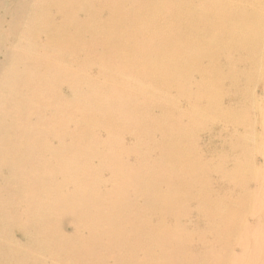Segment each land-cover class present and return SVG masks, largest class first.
<instances>
[{"label":"rangeland","instance_id":"rangeland-1","mask_svg":"<svg viewBox=\"0 0 264 264\" xmlns=\"http://www.w3.org/2000/svg\"><path fill=\"white\" fill-rule=\"evenodd\" d=\"M25 1L0 0V100L13 93L17 112L23 113L10 128L21 131L25 124V130L36 131L31 139L40 142L30 140L27 149L30 142L37 147L26 150L37 153L22 158L36 166L26 181L33 186L23 191L29 205L18 196L0 200L8 219L0 221V264H264V0ZM130 7L143 10L135 15ZM202 13L211 15L210 21H201ZM119 18L129 23L121 26ZM126 29H131L127 37ZM86 33L102 38L94 45ZM150 39L159 48L151 47ZM55 79L62 80L58 86ZM112 103L116 111L124 109L123 116ZM164 113L170 114L166 121ZM4 121L0 118L3 130L14 125ZM37 130L46 132L44 139ZM36 171L44 177L37 179ZM55 197L64 198V205ZM35 210L36 218L26 224ZM20 224L27 234L38 232L37 240L21 238ZM62 232L68 235H61L65 246Z\"/></svg>","mask_w":264,"mask_h":264},{"label":"bare ground","instance_id":"bare-ground-1","mask_svg":"<svg viewBox=\"0 0 264 264\" xmlns=\"http://www.w3.org/2000/svg\"><path fill=\"white\" fill-rule=\"evenodd\" d=\"M32 1H33V0H32ZM36 1H37V0H36ZM71 1H72V0H71ZM73 1H75V3H76V1H79V0H73ZM104 1H105V0H104ZM104 1H103V2H104ZM113 1H114V0H113ZM115 1H116V0H115ZM126 1H127V0H126ZM6 2H7V1H6ZM24 2H26V1L23 0V3H24ZM80 2H82V0H81ZM83 2H85V0H84ZM86 2H87V0H86ZM108 2H110V1H108ZM120 2H122V1L120 0ZM120 2H119V3H120ZM127 2H128V1H127ZM157 2H158V1H157ZM167 2H168V0L166 1V3H167ZM13 3H14V2H13ZM110 3H111V2H110ZM114 3H115V2H114ZM116 3H117V2H116ZM33 4H34V3H33ZM36 4H37V3H36ZM43 4H44V3H43ZM64 4H65V3H64ZM76 4H77V3H76ZM102 4H103V3H102ZM27 5H28V4L26 3V7H27ZM30 5H31V4H30ZM30 5H29V6H30ZM208 5H209V4H208ZM68 6L70 7V8H69V11H70L71 6H70V5H68ZM74 6H75V5H74ZM109 6H110V5H109ZM112 6H114V5H113V2H112V5H111V8H112L111 10H113V7H112ZM165 6H166V4H165ZM209 6H210V5H209ZM17 7H18V5H17ZM32 7H34V6H32ZM75 7H76V6H75ZM122 7H123V6H122ZM15 8H16V7H15ZM21 8H24V9H25V6H24V7L22 6ZM29 8H30V7H29ZM86 8H87V7H86ZM130 8H131V10H136V11H135V15H138L139 11L142 12V10H143L142 8H139V7H138V8L130 7ZM16 9H17V8H16ZM27 9H28V7L26 8V10H27ZM34 9H35V8H34ZM54 9H55V8H54ZM54 9H53V10H54ZM56 9H57V8H56ZM77 9H78V8H77ZM166 9H167V8H166ZM22 10H23V9H22ZM28 10H29V9H28ZM37 10H38V9H37ZM57 10H58V9H57ZM57 10H56V11H57ZM101 10H102V8H101ZM103 10H105V9L103 8ZM111 10H109V11L106 10V11L109 12V13H111V12H112ZM122 10H123V9H121V12H122ZM167 10H168V9H167ZM210 10H212V9H209V11H210ZM19 11H21V9H20ZM24 11H25V10H24ZM59 11H60V10H59ZM71 11H72V10H71ZM87 11H88V9H87ZM145 11H146V10H145ZM169 11H170V10H169ZM175 11H176V10H175ZM216 11H217V10H216ZM21 12H22V11H21ZM27 12H28V11H27ZM29 12H30V11H29ZM33 12H34V10L31 12V14H33ZM75 12H76V11H75ZM101 12H102V11H101ZM132 12H133V11H132ZM190 12H191V15H192V11H190ZM57 13H58V12H57ZM76 13H77V12H76ZM81 13H82V12H81ZM85 13H86V12H85ZM123 13H124V12H123ZM125 13H126V12H125ZM209 13L211 14L212 11H210ZM27 14H28V13H26V16H27ZM34 14H38V12H37V13H34ZM39 14H40V13H39ZM43 14H44V13H42V15H43ZM70 14H72V13H70ZM83 14H84V13H83ZM111 14H112V13H111ZM118 14H119V13H118ZM161 14H162V13H161ZM57 15H61V13H58ZM57 15H56V17H60V16H57ZM106 15L108 16L109 14H106ZM115 15H116V14H115ZM120 15H121V14H120ZM165 15H166V14H165ZM32 16H33V15H32ZM53 16H54V18H55V15H54V14H53ZM64 16L69 17V15L67 16V15H65V13H64ZM74 16H75V14H74ZM83 16H84V15H83ZM86 16H87V15H86ZM86 16H85V17H86ZM176 16H177V15H176ZM183 16H184V15H183ZM199 16H200V18L203 19V20H201V21H210V19H211V15H205V14L202 13V14L199 15ZM30 17H31V15H30ZM30 17L28 16V18H30ZM38 17H39V15H38ZM66 17H65V19H66ZM78 17H79V16H78ZM87 17H88V16H87ZM87 17H86V18H87ZM89 17H92V16L89 15ZM93 17H94V16H93ZM93 17H92V18H93ZM177 17H178V16H177ZM20 18H21V16L19 17V20H20ZM40 18H41V17H40ZM63 18H64V17H63ZM63 18H61V20H62ZM70 18H71V16H70ZM79 18H80V17H79ZM79 18H78V19H79ZM95 18H96V17H95ZM105 18H106V17H105ZM33 19H34V17H33ZM72 19H73V18H72ZM114 19L116 20V18H114ZM164 19L166 20L167 18L165 17ZM178 19H179V18H178ZM183 19H184V18H183ZM183 19H182V20H183ZM37 20H38V19H37ZM52 20H53V19H52ZM81 20H82V19H81ZM95 20H96V19H95ZM119 20H120L119 23L121 24V26H122V25L124 26L125 23H129V21L127 20V18H119ZM179 20H180V19H179ZM179 20H178V21H179ZM28 21H29V20L27 19V25H28V23L30 22V21H29V22H28ZM31 21H32V20H31ZM54 21H55V20H54ZM62 21H63V20H62ZM64 21H66V20H64ZM70 21H71V20H70ZM43 22H44V21H43ZM46 22H47V20H46ZM99 22H100V21H99ZM122 22H125V23H122ZM161 22H162V21H160V23H161ZM172 22H173V21H172ZM39 23H40V20H39ZM47 23H48V22H47ZM65 23H66V22H65ZM71 23H72V22H71ZM73 23H74V22H73ZM80 23H81V22H80ZM117 23H118V22H117ZM143 23H145V22H143ZM14 24H15V23H14ZM25 24H26V23H25ZM49 24H51V23H49ZM102 24H103V23H102ZM148 24H149V23H148ZM162 24H163V23H162ZM11 25H12V24H11ZM11 25H9V26H11ZM56 25H57V24H56ZM146 25H147V24H146ZM22 26H23V24H22ZM44 26L47 27L45 24H44ZM75 26H76V25H75ZM75 26H74V27H75ZM87 26H88V25H87ZM158 26H159V25H158ZM158 26H157V27H158ZM204 26L206 27V25H204ZM14 27H15V26H14ZM28 27H29V26H28ZM58 27H59V25H58ZM58 27H57V29H58ZM62 27H63V25H62ZM62 27H61V28H62ZM76 27H77V26H76ZM99 27H102V26L100 25ZM16 28H18V27H16ZM53 28L55 29L54 26L52 27V29H53ZM96 28H98V27H96ZM172 28H173V26H172ZM233 28H234V27H233ZM13 29H14V28H13ZM22 29H25V27H24V28L22 27ZM22 29H21V30H22ZM17 30H19V29H17ZM55 30H56V29H55ZM71 30H72V28H71ZM81 30H82V28H81ZM96 30H97V29H96ZM130 30H131V29H126L125 32L122 33V34H124V36L127 37L128 34H129V31H130ZM185 30H186V28H185ZM11 31H12V29H11ZM23 31H24V30H23ZM23 31H22V32H23ZM27 31H28V29H27ZM45 31H46V29H45ZM50 31H54V30H50ZM60 31H61V30H60ZM117 31H118V30H117ZM132 31L135 33L134 35H138V34H139L138 29H136V30L133 29ZM175 31H176V30H175ZM199 31H200V30H199ZM15 32H16V30H15ZM17 32H18V31H17ZM19 32H20V31H19ZM22 32H21V33H22ZM25 32H26V30H25ZM55 32L58 33L57 31H55ZM99 32H100V31H99ZM104 32H105V31H104ZM23 33H24V32H23ZM43 33H44V32H43ZM52 33H53V32H51V34H50L51 36H52ZM74 33H75V32H74ZM74 33H73V34H74ZM96 33H97V32H96ZM113 33H114V31H113ZM118 33H119V32H118ZM146 33H147V32H146ZM47 34H48V32H47ZM68 34H69V33H68ZM86 34H88V33H86ZM101 34H102V33H101ZM111 34H112V33H111ZM147 34H148V33H147ZM16 35H17V33H16ZM45 35H46V33H45ZM53 35H54V34H53ZM55 35H56V34H55ZM74 35H75V34H74ZM81 35H82V31H81ZM88 35H90V36L93 38V40H94V45H97V44H98L97 42H99L100 39L102 38V36H101L99 33L96 34V35H95L94 33H91V34L89 33ZM102 35H103V34H102ZM161 35H162V37L165 36L164 33H161ZM204 35H206V34H204ZM78 36H79V35H78ZM143 36H144V35H143ZM73 37H74V36H73ZM81 37H82V36H81ZM108 37H109V36H108ZM110 37H113V36H110ZM117 37H118V36H117ZM119 37H120V36H119ZM120 38H121V37H120ZM141 38H142V37H141ZM153 38H154V36H153ZM50 39H51V38H50ZM54 39H56V38H54ZM69 39H70V38H69ZM73 39H74V38H73ZM80 39H81V38H80ZM80 39H79V40H80ZM89 39H90V38H89ZM122 39H123V38H122ZM155 39H156V40L158 41V43H159V40H158L159 38H155ZM71 40H72V39H71ZM111 40H112V39H111ZM120 40H121V39H120ZM129 40H130V39H129ZM136 40H137V39H136ZM144 40H145V39H144ZM150 40H151V39H150ZM152 40H153L154 42H156L154 39H152ZM152 40H151V43H150V44H151V47L153 46L154 48H156V47L159 48V45H160V44H158V43H154V44H152V43H153ZM171 40H172V39H171ZM55 41H56V40H55ZM122 41H123V40H122ZM139 41H140V40H139ZM145 41H146V40H145ZM72 42H73V41H72ZM81 42H82V40H81ZM116 42H117V40H116ZM131 42H132V41H131ZM149 42H150V41H148V43H149ZM67 43H68V42H67ZM75 43H76V42H75ZM95 43H97V44H95ZM111 43H112V42H111ZM117 43H118V42H117ZM146 43H147V41H146ZM60 44H61V43H60ZM112 44H113V43H112ZM139 44H140V43H139ZM150 44H149V45H150ZM68 45H69V44H67V46H68ZM79 45H80V44H79ZM91 45H92V43H91ZM136 45H137V44H136ZM247 45H248V44H247ZM92 46H93V45H92ZM101 46H102V45H101ZM119 46H120V44H119ZM137 46H138V45H137ZM137 46H136V47H137ZM146 46H147V45H146ZM63 47H64V46H63ZM79 47H81V46H79ZM94 47H95V46H94ZM111 47H113V46H111ZM177 47H178V46H177ZM64 48H65V47H64ZM84 48H85V47H84ZM99 48H100V47H99ZM113 48H115V47H113ZM113 48H112V50H113ZM119 48H120V47H119ZM134 48H135V47H134ZM160 48H161V47H160ZM79 49H80V48H79ZM79 49H78V50H79ZM82 49H83V48H82ZM137 49H138V48H137ZM73 50H74V49H73ZM94 50H96V49H94ZM94 50H93V51H94ZM112 50H110V51L112 52ZM151 50H152V49H151ZM159 50H161V49H159ZM87 51H88V49H87ZM98 51H99V50H98ZM101 51H102V49H101ZM124 51H128V48H127L126 50H124ZM140 51H141V49H140ZM147 51H148V50H147ZM193 51H194V50H193ZM88 52H89V51H88ZM88 52H87V53H88ZM113 52H114V51H113ZM115 52L117 53V55L120 53L119 50H118V51L115 50ZM122 52H123V51H122ZM92 53H93V52H92ZM107 53H108V52H107ZM124 53H125V52H124ZM134 53H135V52H134ZM144 53H146V52H144ZM144 53H143V54H144ZM151 53H152V52H151ZM151 53H150V54H151ZM171 53H172V52H171ZM164 54H165V53H164ZM164 54H163V56H164ZM172 54H173V53H172ZM174 54H175V53H174ZM65 55H67V54L64 53V56H65ZM68 55H69V54H68ZM93 55H94V54H93ZM133 55L135 56V54H133ZM153 55L155 56V54H153ZM161 55H162V54H161ZM70 56H71V55H70ZM110 56H111V55H110ZM110 56L107 57L108 60H109V57H110ZM115 56H116V55H115ZM119 56H120V55H119ZM68 57H69V56H68ZM84 57H87V55L84 56ZM122 57L124 58V56H122ZM135 57H136V56H135ZM146 57H147V56H146ZM157 57H158V56H157ZM160 57H162V56H160ZM176 57H177V55H176ZM203 57H205V56H203ZM70 58H71V57H70ZM70 58H69V59H70ZM87 58H88V57H87ZM90 58H91V57H90ZM93 58H94V57H93ZM96 58H99V57L96 55ZM125 58H126V57H125ZM9 59H11V57H10ZM72 59H73V58H72ZM153 59H155V58L153 57ZM160 59H161V58H160ZM169 59H170V57H169ZM104 60H105V59H104ZM135 60H137V58H136ZM162 60H164V59H162ZM179 60H180V59H179ZM224 60H225V59H224ZM41 61H42V60H40V63L43 64V65H41V66H45L44 64H45L46 62H45V63H44V62L42 63ZM73 61H74V60H73ZM101 61H102V60H101ZM110 61H111V60H110ZM143 61H144V60H143ZM150 61H152V60H150ZM157 61H158V59H157ZM180 61H181V60H180ZM76 62H78V61H76ZM82 62H84V61H82ZM95 62L98 63V61H95ZM107 62H108V61H107ZM117 62H118V60H117ZM124 62H125V61H124ZM136 62H137V61H136ZM118 63H119V62H118ZM163 63H164V62H163ZM165 63H166V62H165ZM83 64H84V63H83ZM91 64H93V63H91ZM142 64H143V63H142ZM35 65H36V64H35ZM37 65H39V64L37 63ZM84 65H87V63L84 64ZM88 65H89V64H88ZM116 65H117V64H116ZM119 65H120V64H118V66H119ZM138 65H139V64H138ZM48 66H49V64H48ZM180 66H181V65H180ZM45 67H46V68H44V69H45V70H46V69L48 70L49 67H47V66H45ZM50 67H51V70L54 69V68H52V66H50ZM122 67H123V66H122ZM150 67H151V66H150ZM18 68H19V67H18ZM35 68H36V66H35ZM136 68H137V67H136ZM151 68H152V67H151ZM165 68H166V67H165ZM19 69H20V68H19ZM23 69H24V68H22V70H23ZM44 69H43V70H44ZM109 69H110V68H109ZM166 69H167V68H166ZM24 70H25V69H24ZM32 70L34 71V69H32ZM32 70H30V72H31ZM45 70H44V71H45ZM51 70H50V71H51ZM123 70H124V69H123ZM127 70H128V67H127ZM137 70H138V69H137ZM141 70H142V69H141ZM26 71H27V70H26ZM33 71H32L31 73H33ZM28 72H29V71H28ZM28 72H27V74H29ZM124 72H127V71H124ZM56 73H58L57 75H58V77H60V76H59V73H60V72H56ZM128 73H129V72H128ZM134 73H135V72H134ZM136 73H137V72H136ZM140 73H141V72H140ZM24 74H26V73L24 72ZM35 74H36V73H35V71H34L33 76H35ZM44 74H45V73H44ZM44 74H42V75L44 76ZM60 74H61V73H60ZM122 74H124V73H122ZM122 74H121V75H122ZM158 74H159V73H158ZM160 74H162V73H160ZM22 75H23V73H22L20 76H22ZM55 75H56V74H55ZM57 75H56V76H57ZM125 75H126V73H125ZM125 75H124V76H125ZM128 75H129V74H128ZM139 75H140V74H139ZM144 75L146 76V73H145ZM12 76H13V75H11V77H12ZM24 76H25V75H24ZM31 76H32V75H31ZM47 76H49V75H47ZM56 76H55V77H56ZM61 76H62V74H61ZM126 76H127V75H126ZM148 76H149V75H148ZM44 77H45V76H44ZM42 78H43V77H42ZM42 78H41V79H42ZM45 78H48V77H45ZM45 78H44V79H45ZM50 78H51V77H50ZM162 78H163V76H162ZM12 79L14 80L15 77L12 78ZM44 79H43V80H44ZM59 79H60V78H59ZM61 79H63V78H61ZM45 80H46L47 82H49L48 80H50V79L48 78V79H45ZM55 80H56V79H55ZM161 80H162V79H161ZM11 81H12V80H11ZM46 81H45L44 83H45L46 85H48L49 83L47 84ZM50 81H51V80H50ZM59 81L61 82L62 80H59ZM59 81L56 80V85H57V86H58L57 83H58ZM13 82H14V81H13ZM60 82H59V83H60ZM74 82L78 84V80H75ZM28 83H30V82H28ZM159 83H160V82H159ZM56 85H55V86H56ZM30 86H31V85H30ZM57 86H56V87H57ZM60 86H61V84H60ZM43 87H44V85H43ZM56 87H55V89H56ZM32 88H33V86H32ZM34 88H35V89H38V88H36V87H34ZM44 88H46V86H45ZM29 89H30V91L33 92V89L31 90L30 87H29ZM29 89H28V90H29ZM35 89H34V90H35ZM57 89H58V88H57ZM59 89H60V88H59ZM0 90H1V85H0ZM26 90H27V87H26ZM47 90L50 91V84H49ZM35 91H36V90H35ZM35 91H34V92H35ZM38 91H39V90H38ZM38 91H36V92H38ZM43 91H44V90H43ZM39 92H40V91H39ZM44 92H45V91H44ZM59 92H60V91H59ZM21 93H22V92H21ZM26 93H29V92L27 91ZM47 93H49V92L47 91ZM47 93L44 94V93L42 92V94H44V95H46ZM114 93H115V92H114ZM14 94H17V95H18V93H14ZM33 94H35V93H33ZM38 94H40V93H38ZM49 94H51V91H50ZM49 94H48V95H49ZM60 94H61V93H60ZM20 95H21V94H20ZM36 95H37V94H36ZM48 95H47V96H48ZM58 95H59V93H58ZM2 96H3V95H2ZM2 96H1V97H2ZM5 96H6V95H5ZM11 96H13V93L7 98L6 101H5V100H0V101H1V102H0V109H1L0 111H1V112L3 111V113H1L2 115H1L0 118L3 117L4 120H5L4 122H7V121H8V122H10L11 124H12V123L14 124V125H10V124L7 123L6 125H8V126L10 125L9 128H10L11 126H13V127L16 126V125H15L16 123H15L13 120H14V119L16 120V118H19V117H20L19 119H21L22 116L20 115V113L23 111V110H22L21 112L19 111L20 113L17 112L16 107L19 108V106H18L19 103H17L18 101H16V100H15V102H14V100H12L13 98H11ZM29 96H30V95H29ZM55 96H56V99H57L58 97H60V96L57 97V93H56ZM55 96H54V98H55ZM18 97H19V96H18ZM27 98H29V97L27 96ZM44 98L46 99V96H45ZM49 98H50V97H49ZM30 99L32 100V97H31ZM49 100H50V99H49ZM57 100H58V99H57ZM57 100H56V101H57ZM63 100H65V99H63ZM2 101H4V103H2ZM29 101H30V100H29ZM61 101H62V100H61ZM58 102H59V101H58ZM65 102H67V100H66ZM65 102H63V105H64ZM68 102H69V101H68ZM68 102L65 103V104H67V105L69 106L70 103H68ZM104 103H105V102H104ZM110 103H111V102L109 101V104H110ZM57 104H58V103H57ZM60 104H62V103L60 102ZM60 104H58L57 106L59 107ZM71 104H72V102H71ZM75 104H76V103H74L73 105L75 106ZM106 104L109 106V104L107 103V101H106ZM106 104H105V105H106ZM63 105H62V108H65L66 106L64 105V107H63ZM73 105H72V106H73ZM76 105H77V104H76ZM105 105H104V106H105ZM112 105H113L112 107H113V108L115 109V111H116V108H115V107H116L117 104H113V103H112ZM114 105H115V107H114ZM20 106L22 107V104H20ZM26 106H31V105H30V104L27 105V103H26ZM26 106H24L25 109L28 108V107H26ZM37 106H38V104H37ZM57 106H56V108H58ZM70 106H71V105H70ZM74 106H73V108H74ZM121 106H122V105H120V107H121ZM112 107L110 106V107H107V108H111V110H113ZM122 107H123V106H122ZM122 107H121V108H122ZM36 108H37V107H36ZM39 108H40V107H39ZM56 108L53 107V109H55V110H56ZM71 108H72V107H71ZM77 108H78V106H77ZM117 108L120 109L119 106H118ZM19 109H20V108H19ZM31 109H33V108H31ZM60 109H61V106H60ZM118 109H117V110H118ZM27 110H28V109H27ZM38 110H39V109H38ZM57 110L59 111V109H57ZM69 110H72V111H73V113H72V111H71V114H73V115H77L78 112H79V111H76V108H75V110L69 108ZM24 111H25V110H24ZM28 111H29V110H28ZM51 111H53V110H51ZM58 111H57V113H58ZM60 111H61V110H60ZM74 111H76V113H74ZM113 111H114V110H113ZM122 111L124 112V109H121V112H122ZM61 112H62V111H61ZM116 112H117V114H118V112H119V116H123V115H122L123 113H121L120 110H119V111H116ZM164 112H165V111H164ZM169 112H170V111H169ZM22 113H23V112H22ZM30 113H31V112H30ZM36 113L38 114V112H36ZM54 113H56V112H54ZM57 113H56V115H57ZM59 113H60V112H59ZM120 113H121V114H120ZM68 114H69V113H67V115H68ZM167 114H168V113H167ZM22 115H23V114H22ZM54 115H55V114H54ZM59 115H60V114H59ZM78 115L81 116L80 112H79ZM124 115H125V113H124ZM164 115H165V113H164ZM168 115H170V114H168ZM168 115H167V117H166V115H165L166 119L163 117V118L165 119L164 121H166L167 119H169V116H168ZM172 115H173V114H172ZM172 115H171V116H172ZM171 116H170V117H171ZM57 117H59V116H57ZM77 117H78V116H77ZM54 118H56V116H55ZM54 118H52V119H54ZM61 118H62V116H61ZM171 118H173V117H171ZM171 118H170V119H171ZM63 119H64V118H63ZM56 120L58 121V119H56ZM171 120H172V119H171ZM1 122H2V121H1ZM18 122H19V121H18ZM20 122H21V121H20ZM55 122H56V121H55ZM59 122H60V119H59ZM61 122H62V121H61ZM63 122H64V120H63ZM63 122H62V124H63ZM56 123H58V122H56ZM56 123H54V124H56ZM91 123H92V122H91ZM162 123H163V122H162ZM170 123H171V122H170ZM27 124H28V122H27ZM163 124H164V123H163ZM23 125L25 126V124H23ZM82 125H83V124H82ZM84 125L87 126L88 123H84ZM93 125H94V124H93ZM164 125H165V124H164ZM164 125H162V126L164 127ZM181 125H182V124H181ZM183 125H184V124H183ZM3 126H5V124L3 125V123H2V126H1V124H0V200L3 199V198L1 199V197H4L3 195H5V198H6V197L8 198V195H9V196L14 197V198H17V196H18L19 198L24 199L23 197H24V195H25V192H23V191H26L28 186H31V187L33 186V185H30L32 182H26V181H29V180H28V179H29L28 177H29L31 174H34V170H36V166L34 165V166H35V169H34V167H33L32 165H30L29 163L24 162V161L22 160V158L25 157L26 155H27V158H28V157L30 156V153L33 152L34 150H35L36 153H37V150H36V149H34V150L31 151V152H28V151H27V150L30 151V150H32L33 148H36V147H37V146H36V147H33V146L31 147L32 142H30V148H32V149H27L28 142H29L30 140H32V139H35V138H32V139H31V136H30V135L33 134V132H36V131L33 130V131L31 132V130H25V129L27 128V125H26V128H24V126L21 127L22 129L24 128V130H22V129L20 128L21 131H20V130H19V131H20L21 133H20L19 131L16 130V129H18L17 127H16L15 130H13V129H11V128H10L11 130H9L8 127H7L8 129H7L6 127H4V128H6L7 130H6V129L3 130V128H2ZM59 126H60V125H59ZM62 126H63V125H62ZM62 126L59 127V128L62 129ZM80 126H81V125H80ZM96 126H98L97 123H96ZM18 127H19V126H18ZM55 127H56V126H55ZM82 127H83V126H82ZM87 127H90V126H87ZM163 127H162V128H163ZM185 127H186V126H185ZM65 128H67V127H65ZM93 128L95 129V127H93ZM93 128H92V126H91L90 129L92 130ZM166 128H167V127H166ZM188 128H189V127H188ZM28 129H29V127H28ZM32 129H33V128H32ZM55 129H56V128H55ZM63 129H64V127H63ZM63 129H62V130H63ZM80 129H81V128H80ZM88 129H89V128H88ZM94 129H93V130H94ZM164 129H165V128H163V130H164ZM35 130H36V129H35ZM50 130H52V129H50ZM65 130H66V129H65ZM70 130H71V128H70ZM83 130H87V128H84ZM95 130H96V129H95ZM181 130H183V129L181 128ZM187 130H188V129H187ZM38 131H40V130H37V132H38ZM66 131L68 132V130H66ZM41 132H42V131H40V133H41ZM43 132H45V131L43 130ZM43 132H42V133H43ZM50 132H51V131H50ZM50 132H49V133H50ZM61 132H62V131H61ZM64 132H65V131H64ZM67 132H65V134H67ZM72 132H73V131H72ZM38 133H39V132H38ZM42 133H41V135L38 134L39 137L42 136ZM45 133H46V132H45ZM52 133H53V132H52ZM76 133H77V131H76ZM86 133H87V132H86ZM86 133H84V134L86 135ZM29 134H30V135H29ZM35 134H36V133H35ZM35 134H34V135H35ZM54 134H55V133H53V135H54ZM59 134H61V133H59ZM62 134H63V132H62ZM65 134H64V136H65ZM70 134H71V133H70ZM70 134H69V135H70ZM36 135H37V134H36ZM36 135H35V136H36ZM38 135H37V136H38ZM44 135H45V134H44ZM69 135H68V137H69ZM78 135H79V134H78ZM29 136H30V138H29ZM35 136H33V137H35ZM91 136H92V135H91ZM95 136H96V135H95ZM95 136H94V137H95ZM44 137H45V136H44ZM70 137H73V136H70ZM78 137H79V136H78ZM81 137H82V136H81ZM41 138L44 139L43 136H42ZM58 138L61 139V137H59V136H58ZM90 138L93 139L92 137H90ZM37 139H38L39 142H40V138H36L35 140H37ZM62 139H64V138L62 137ZM72 139H73V138H72ZM82 139H84V138L82 137ZM86 139H87V136H86ZM70 140H71V139H70ZM79 140H80V139H79ZM79 140H78V141H79ZM89 140H90V139H89ZM43 141H44V140H42L41 142H43ZM78 141H77V142H78ZM39 142H38V143H39ZM45 142H46V141H45ZM66 142H67V141H66ZM75 142H76V141H75ZM47 143H48V142H46V144H47ZM60 143H62V142L60 141ZM71 143H72V141H71ZM91 143H92V142H91ZM91 143H90V145H92ZM40 144H41V143H39V145H40ZM46 144H45V143L43 144L44 147L46 146ZM48 144H50V143H48ZM48 144H47V147L49 146ZM65 144H66V145H64V147L66 146V148H67V147H68V146H67L68 143H65ZM22 145H25L26 148H24L25 146H24L23 148H21ZM43 145H42V148H44ZM18 146H19L20 148H19ZM50 146H51V144H50ZM50 146H49L48 149L51 148ZM38 147H39V146H38ZM28 148H29V147H28ZM90 148H91V147H90ZM26 149H27V150H26ZM48 149H45V148H44V150H43V149H42V150H43V151H46V150L48 151ZM64 149H65V148H64ZM42 150H41L40 152H42ZM47 151H46V152H47ZM46 152H42V153H46ZM48 152H49V151H48ZM48 152H47V153H48ZM36 153L34 152V155H35ZM49 154H50V153H49ZM51 154H52V153H51ZM34 155H33V157H36V156H34ZM37 155H38V157H40V158L43 157L42 154H41L42 157L39 156L40 153L37 154ZM45 155H46V154H45ZM48 157H49V156H48ZM19 158H20L21 161H23L24 163H22L21 161H19ZM30 158H31V157H30ZM33 159H34V158H33ZM35 159H36V158H35ZM37 159H38V158H37ZM38 160H39V159H38ZM40 160H42V159H40ZM43 160H44V159H43ZM49 160H50V158H49ZM44 161L46 162V161H47V158H46ZM44 161H42V162H40V163H44ZM18 162H19L20 164H22V165H20ZM27 162H28V161H27ZM29 162H30V160H29ZM31 162H32V161H31ZM48 162H49V161H48ZM52 162H54V161H52ZM52 162H51V164H52ZM38 163H39V161H38ZM46 163H47V162H46ZM46 163H45V164H46ZM99 163H101V162H99ZM51 164H50V165H51ZM53 164H54V163H53ZM45 166H47V165H45ZM98 166H100V165H98ZM72 168H73V166H72ZM92 168H93V167H92ZM33 169H34V170H33ZM90 169H91V168H90ZM95 169H96V168H95ZM98 170H100V169H98ZM115 170H116V169H115ZM115 170H114V171H115ZM87 171H88V170H87ZM87 171H86V174H88ZM37 172H38V171H36L35 174H38V173H39V172H38V173H37ZM89 172H90L89 175L91 176V170H90ZM41 173H42V172H41ZM83 173H85V172H83ZM83 173H82V175H81V178H82V176H83ZM68 174H69V173H68ZM92 174H93V173H92ZM46 175H48V174H46ZM84 175H85V174H84ZM36 176H37V175H35V177H36ZM64 176H65V175H64ZM64 176H63V178H65ZM86 176H87V175H86ZM90 176H88V177H90ZM93 176H94V175H93ZM38 177H40L39 174H38V176H37V179H38ZM42 177H44L43 174H42ZM42 177H40V178H42ZM70 177H71V176H70ZM78 177H80V176L78 175ZM88 177H87V178H88ZM95 177H96V176H94L93 178H95ZM40 178H39V183H40V180H41ZM46 178H47V177H46ZM96 178H97V177H96ZM26 179H27V180H26ZM79 179H80V178H79ZM85 179H86V178H85ZM85 179H84V180H85ZM63 180H64V179H63ZM67 180H68V177H67ZM67 180H66V181H67ZM84 180H83V181H84ZM87 180H88V179H87ZM87 180H85V181H87ZM89 180H90V179H89ZM89 180H88V181H89ZM30 181H31V180H30ZM32 181H34V180H32ZM80 181H81V179H80ZM85 181H84V182H85ZM55 182H56V180L54 181V183H55ZM63 182L65 183V180H64ZM75 182H76V181H75ZM75 182H72V183L74 184ZM28 183H30V184H28ZM34 183H36V182H33V184H34ZM39 183H38V185H39ZM41 183H42V182H41ZM46 183H47V182L44 183L45 186H47ZM54 183H53V184H54ZM76 183H79V184H80V182L78 181V179H77V182H76ZM42 184H43V183H42ZM44 184H43V185H44ZM53 184H52V185H53ZM56 184H60V183H55V185H56ZM70 184H71V183H70ZM73 184H71V185H73ZM82 184H83V183H82ZM85 184H88V182H87V183L85 182ZM34 185H35V184H34ZM67 185H68V184H67ZM71 185H70V186H71ZM77 185H78V184H77ZM53 186H54V185H53ZM53 186L51 187V189L53 188ZM78 186H79V185H78ZM24 187H25V188H24ZM64 187H65V186H64ZM66 187H67V186H66ZM43 188L45 189V187H43ZM43 188H42V189H43ZM74 188H76V186L73 187V191L75 190ZM116 188H117V187H116ZM116 188H115V189H116ZM28 189H29V187H28ZM44 189H43V190H44ZM49 189H50V188H49ZM63 189H64V188H63ZM52 190H53V189H52ZM52 190H51V191H52ZM87 190H88V189H86V192H88ZM66 191H67V194H68L69 191L67 190V188H66ZM84 191H85V190H84ZM84 191H82V193H83ZM114 191H116V190H114ZM117 191H118V190H117ZM76 192H78V191H77V188H76ZM76 192L74 191V193H76ZM27 193H28V192H27ZM27 193H26V194H27ZM78 193H79V192H78ZM78 193H77V194H78ZM113 193H114V192L112 191V194H111V191H110V194H109V195L114 196ZM63 194H65V192L62 193V195L60 194L61 197L64 196ZM77 194H76V196H79V194H78V195H77ZM114 194H116V193H114ZM60 195H58V199H60V198H59ZM65 195H66V194H65ZM82 195H83V194H82ZM67 196H68L67 198L69 199V198H70L69 194H68ZM73 196H74V194H73ZM112 196H109V197H112ZM116 196H117V194H116ZM116 196H114V197H116ZM118 196H119V195H118ZM84 197H85V195H84ZM96 198H97V197H96ZM117 198H118V197H117ZM119 198H121V197H119ZM119 198H118V199H119ZM55 199H56V201H58L57 197H55ZM68 199H67V202L69 203ZM75 199H77V198H75ZM97 199H98V198H97ZM101 199H102V198H101ZM11 200H13V198H12ZM11 200H10V201H11ZM17 200H18V199H17ZM19 200H20V199H19ZM24 200L26 201L27 199H24ZM63 200H64V198H63L62 200L58 201V203H60V202L63 201ZM70 200H71V198H70ZM89 200H90V199H89ZM92 200H93V199L91 198V202H93ZM114 200H115V199H114ZM119 200H120V199H119ZM2 201H3V200H2ZM14 201H15V200H14ZM21 201H23V200H21ZM65 201H66V199H65ZM73 201H75V200H73ZM95 201H96V200H95ZM129 201H130V200H129ZM6 202H8L7 199H6ZM15 202H17V201H15ZM18 202H19V201H18ZM26 202H27V201H26ZM26 202H25V204H26ZM71 202H72V200H71ZM21 203L23 204V202H21ZM28 203H29V202H27V204H28ZM68 203H66V204L69 205ZM72 203H73V202H72ZM84 203H85V201H84ZM88 203H89V201H88ZM98 203H99V201H98ZM61 204L64 205V203H62V202H61ZM66 204H65V205H66ZM91 204H92V203H91ZM28 205H29V204H28ZM84 205H85V204H84ZM31 206H32V205H30L29 208H30ZM61 206H62V205H61ZM70 206H71V204H70ZM86 206H87V205H86ZM1 207H2V206L0 205V217H1V218H0V221H4V220L7 221L8 219L6 218L5 213H4V209H5V208L3 209V208H1ZM62 207H63V206H62ZM31 208L33 209V207H31ZM68 208H69V206H68ZM68 208L65 207V209H68ZM72 208H73V206H72ZM2 209H3V210H2ZM73 209H74V208H73ZM71 210H72V209H70L69 211H71ZM5 211H6V210H5ZM14 211H16V210H14ZM17 211H18V210H17ZM32 211H33V210H32ZM63 211H65V210H63ZM63 211H62V213H63ZM66 211H67V210H66ZM77 212H78V211H77ZM1 213L4 214V216H5L4 218H3V215H2ZM64 213L66 214L67 212H64ZM64 213H63V215H64ZM75 213H76V212H75ZM15 214H17V213H15ZM28 214H29V213H28ZM55 214H56V213H55ZM59 214H60V213H59ZM71 214H72V213H71ZM29 215H30V214H29ZM67 215H68V214H67ZM76 215H77V214H76ZM36 216H37V212H36V210H35V211L33 212L32 217H31V218H27L26 224H30V223H32V220H31V219L34 220V219L36 218ZM7 217L11 218L9 212H8V216H7ZM55 217H56V216H54V219H55ZM18 218H19V217H18ZM67 218H68V216H67ZM1 219H2V220H1ZM52 219H53V217H52ZM52 219H50V220H52ZM63 219L65 220V215L63 216ZM58 220H59V219H58ZM58 220H57V218H56V221H58ZM94 220H95V219H94ZM54 221H55V220H53V222H54ZM59 221H60V220H59ZM59 221H58V222H59ZM71 221H72V220H71ZM35 222H36V221H35ZM51 222H52V221H51ZM72 222H74V221H72ZM84 222L87 223V220L84 221ZM1 223H2V222H1ZM16 223H17V222H16ZM59 223H60V222H59ZM86 223H85V224H86ZM94 223H95V221H94ZM18 224H19V221H18ZM54 224H55V222H54ZM60 224H61V223H60ZM32 225H34V224H32ZM54 226H55V225H54ZM57 226H59V225H57ZM59 227H61V225H60ZM53 228H54V227H53ZM55 228H56V227H55ZM17 229L19 230V232H20V234H21V238L25 239V241H28V242L30 243V242L33 241V240H37L35 237H36V235L39 234V233L37 232V234H34V233H33V234H27L26 231H25V226H24V224L17 225ZM35 229H36V228H35ZM35 229H34V230H35ZM52 230H53V229H52ZM52 230H50L51 233L53 232ZM35 231H36V230H35ZM30 232H32V231H30ZM62 233L64 234V232H62ZM65 233H66V232H65ZM58 234H59V233H58ZM63 234H60V235H59V236H60V239H59L60 241H62V239H61V235H62V238H64L63 236L67 235V233L64 234V235H63ZM75 235H76V234H75ZM38 236H39V235H38ZM38 236H37V238H38ZM41 236H42V235H41ZM51 236H52V235H51ZM57 236H58V235H57ZM57 236H55V237H57ZM59 236H58V238H59ZM78 236H79V235H78ZM49 237H50V233H49ZM55 237H54V238H55ZM65 237L67 238L68 235L65 236ZM70 237H71V236H70ZM81 237H82V236H81ZM66 238H65L64 240H66ZM38 239H39V238H38ZM41 239H42V238H41ZM46 239H48V238H46ZM79 239H80V238H79ZM50 240H53V238L50 239ZM50 240H49V241H50ZM54 240H56V239H54ZM82 240H83V239H80V241H82ZM47 241H48V240H47ZM60 241H58V240L55 241V244H56V242H57V245H58V242H60ZM67 241L69 242L68 239H67ZM71 241L73 242V240H71ZM71 241H70V242H71ZM78 241H79V240H78ZM78 241H77V243L80 244L81 242H78ZM38 242H39V241H38ZM50 242H51V241H50ZM32 243H33V242H32ZM39 243H40V242H39ZM51 243H52V242H51ZM51 243L48 242L49 245H50ZM53 243H54V242H53ZM66 243H67V242H66ZM55 244H54V245H55ZM59 244H60V243H59ZM61 244L63 245V244H65V243H63V241H62ZM27 245H28V244H27ZM49 245H48V247H49ZM51 245H52V244H51ZM69 245H70V244H69ZM84 245H87V244H84ZM25 246H26V245H25ZM28 246H29V245H28ZM33 246H35V245H33ZM43 246H45V245H43ZM63 246H65V245H63ZM66 246H67V244H66ZM75 246H76V244H75ZM77 246H78V245H77ZM79 246H80V248H81L82 244L79 245ZM79 246H78L77 248H79ZM29 247H31V245H30ZM71 247H72V245L70 246V248H71ZM82 247H83V246H82ZM86 247H88V245H87ZM25 248H26V247H25ZM32 248H33V247H32ZM36 248H37V246H36ZM41 248H42V247H41ZM46 248H47V246H46ZM67 248H68V247H67ZM37 249H38V248H37ZM31 250H32V249H31ZM64 250H65V248H63L62 250H60V252H62V251H64ZM69 250H70V249H69ZM72 250L74 251L75 249H72ZM79 250H81V249H79ZM34 251H35V250H33L32 252H34ZM37 251H38V250H37ZM70 251H71V250H70ZM73 251H71V252H73ZM19 252H20V254H21L22 251H19ZM28 252H29V251H28ZM32 252H31V253H32ZM39 252H40V250H39ZM64 252H66V250H65ZM155 252H156V251H155ZM22 253H23V252H22ZM32 254H33V253H32ZM64 256H65V255H64ZM67 256H68V254H67ZM69 256H70V255H69ZM21 257H22V256H21ZM70 258H72V257L70 256ZM21 259H22V258H21ZM68 259H69V258H68ZM71 260H72V259H71ZM154 260H155V259H154ZM30 261H31V260H30ZM23 262H24V261H23ZM31 262H32V261H31ZM155 262H156V261H155ZM19 264H21V262H20ZM22 264H24V263H22Z\"/></svg>","mask_w":264,"mask_h":264}]
</instances>
